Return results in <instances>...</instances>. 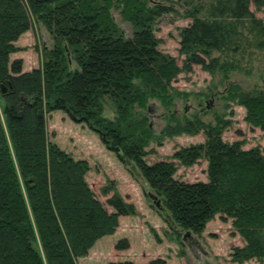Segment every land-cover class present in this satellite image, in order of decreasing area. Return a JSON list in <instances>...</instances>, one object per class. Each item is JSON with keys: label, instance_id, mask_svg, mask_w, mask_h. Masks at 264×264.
Instances as JSON below:
<instances>
[{"label": "trees", "instance_id": "obj_1", "mask_svg": "<svg viewBox=\"0 0 264 264\" xmlns=\"http://www.w3.org/2000/svg\"><path fill=\"white\" fill-rule=\"evenodd\" d=\"M252 5L264 7V0H217L212 20L193 14L182 31L181 52L188 57L180 66L159 50L154 32L157 18L169 10L164 6L150 7L146 0H0V93L9 136L0 116V264H79L99 240L115 233L121 216L135 214L118 195L108 199L114 209L108 211L86 179L89 162L50 141L47 115L56 111L89 125L135 161L182 231L201 234L220 214L233 220L246 243L235 248L234 260L264 259V152L226 142L224 121H189L170 134L203 132L207 139L178 150L173 159L191 166L205 158L208 181H180L174 162L146 163L148 130L133 119V108L143 106L147 94L164 90L193 65L211 67L205 55L226 44L237 21L254 16ZM113 10L132 25V38L124 36ZM34 19L53 45L40 67L24 71L23 60L11 56ZM105 98L116 109V121L103 116ZM240 105L246 121L264 129V92L244 97Z\"/></svg>", "mask_w": 264, "mask_h": 264}, {"label": "rangeland", "instance_id": "obj_2", "mask_svg": "<svg viewBox=\"0 0 264 264\" xmlns=\"http://www.w3.org/2000/svg\"><path fill=\"white\" fill-rule=\"evenodd\" d=\"M146 1L150 7L169 8L157 18L154 32L160 41L159 50L184 66L188 55L181 52L182 31L193 22V14L212 20L211 10L217 0ZM251 11L254 16L237 21L234 32L221 49L205 55L211 67L193 65L164 90L156 88L154 93L147 94L143 106L133 108V119L145 123L148 130L144 148L146 163L174 162L176 179L207 182L209 163L205 158L191 166L173 159L178 150L207 139L203 132L170 134L178 125L184 126L189 121L212 126L224 121L226 142L241 141L246 150L260 148L264 152V129L251 126L246 121V109L240 105L244 97L264 92V7L252 5ZM113 14L124 36L132 38V25L119 11L113 10ZM230 23L229 19L227 24ZM16 45L20 51L11 56L12 60L22 59L23 70L30 71L42 65L45 49L52 48L53 40L48 30L34 19L32 29L21 36ZM4 107L0 93V116L8 138ZM103 116L113 121L117 119L116 109L108 98L103 101ZM47 124L51 142L75 160L89 162L91 170L86 179L108 211H114L108 204V199L114 195L135 208V214L121 216L115 233L99 240L79 264H264V259L234 260L235 248L246 243L233 226V220H223L220 214L201 234L193 232L203 247L193 253L184 241L187 231L173 224L171 216L169 219L155 206L151 194L157 193L141 175L135 161L127 158L119 147L106 143L89 125L77 122L63 111L47 115ZM22 185L26 195L23 181ZM119 244L125 249L118 248ZM36 247L44 258L40 238Z\"/></svg>", "mask_w": 264, "mask_h": 264}, {"label": "water", "instance_id": "obj_3", "mask_svg": "<svg viewBox=\"0 0 264 264\" xmlns=\"http://www.w3.org/2000/svg\"><path fill=\"white\" fill-rule=\"evenodd\" d=\"M2 93H6V88L2 87ZM151 198L154 200V204L159 209L166 217L170 219V215L168 214L167 209L163 205L162 200L157 196L151 194ZM184 241L187 243L189 249L193 252L196 253L197 249L203 250L202 245L200 242L196 239L192 231H187L184 235Z\"/></svg>", "mask_w": 264, "mask_h": 264}]
</instances>
